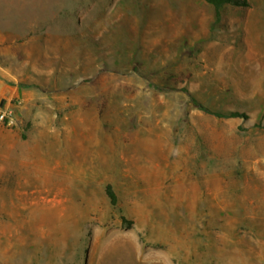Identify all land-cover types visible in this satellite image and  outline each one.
<instances>
[{
	"label": "rangeland",
	"instance_id": "1",
	"mask_svg": "<svg viewBox=\"0 0 264 264\" xmlns=\"http://www.w3.org/2000/svg\"><path fill=\"white\" fill-rule=\"evenodd\" d=\"M247 1L0 0V264H264Z\"/></svg>",
	"mask_w": 264,
	"mask_h": 264
},
{
	"label": "trees",
	"instance_id": "2",
	"mask_svg": "<svg viewBox=\"0 0 264 264\" xmlns=\"http://www.w3.org/2000/svg\"><path fill=\"white\" fill-rule=\"evenodd\" d=\"M207 4L212 6L217 12L223 9L224 7L231 6L236 8H247L249 7V2L247 0H204ZM208 111V110H206ZM218 117H221L219 114H215ZM229 118H236V117H242L244 118V114L240 113H232L228 115ZM105 194L107 198L109 199L112 206L117 205V196L115 192L113 191L112 187L110 185H107L105 188Z\"/></svg>",
	"mask_w": 264,
	"mask_h": 264
},
{
	"label": "built area",
	"instance_id": "3",
	"mask_svg": "<svg viewBox=\"0 0 264 264\" xmlns=\"http://www.w3.org/2000/svg\"><path fill=\"white\" fill-rule=\"evenodd\" d=\"M5 121V114L0 112V124Z\"/></svg>",
	"mask_w": 264,
	"mask_h": 264
}]
</instances>
